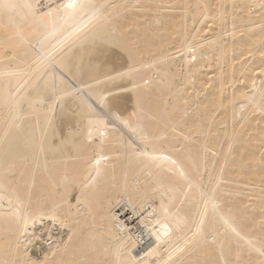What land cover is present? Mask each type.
<instances>
[{
    "label": "bare ground",
    "instance_id": "obj_1",
    "mask_svg": "<svg viewBox=\"0 0 264 264\" xmlns=\"http://www.w3.org/2000/svg\"><path fill=\"white\" fill-rule=\"evenodd\" d=\"M5 2L0 264H264V0Z\"/></svg>",
    "mask_w": 264,
    "mask_h": 264
},
{
    "label": "snow or ice",
    "instance_id": "obj_2",
    "mask_svg": "<svg viewBox=\"0 0 264 264\" xmlns=\"http://www.w3.org/2000/svg\"><path fill=\"white\" fill-rule=\"evenodd\" d=\"M13 7V5L6 3L5 0H0V10L11 9ZM64 7L74 12L77 8L83 7V5H78L77 0H68Z\"/></svg>",
    "mask_w": 264,
    "mask_h": 264
},
{
    "label": "rangeland",
    "instance_id": "obj_3",
    "mask_svg": "<svg viewBox=\"0 0 264 264\" xmlns=\"http://www.w3.org/2000/svg\"><path fill=\"white\" fill-rule=\"evenodd\" d=\"M137 87H138V86H137ZM137 89H138V88H137ZM148 103H150V102H148ZM148 103H147V105L145 104L146 107H145V105H144V107H145V111H143V110H144V107H143V110H142V111L144 112V113H143V112H142V113L145 114L146 116L148 115V114L146 113V112H148V110L146 111V108L151 107V106H149V105H151V104H148ZM147 117H148V116H147ZM151 179H152V176H149L148 180H151Z\"/></svg>",
    "mask_w": 264,
    "mask_h": 264
}]
</instances>
